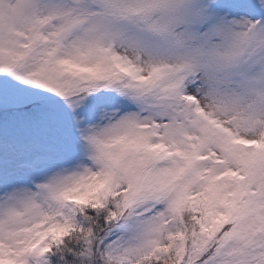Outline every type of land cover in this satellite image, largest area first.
<instances>
[{
  "label": "snow or ice",
  "instance_id": "1",
  "mask_svg": "<svg viewBox=\"0 0 264 264\" xmlns=\"http://www.w3.org/2000/svg\"><path fill=\"white\" fill-rule=\"evenodd\" d=\"M0 264H264V0H0Z\"/></svg>",
  "mask_w": 264,
  "mask_h": 264
}]
</instances>
